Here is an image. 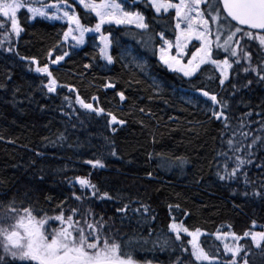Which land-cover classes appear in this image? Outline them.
I'll return each instance as SVG.
<instances>
[{
  "label": "trees",
  "instance_id": "16d2710c",
  "mask_svg": "<svg viewBox=\"0 0 264 264\" xmlns=\"http://www.w3.org/2000/svg\"><path fill=\"white\" fill-rule=\"evenodd\" d=\"M68 3L83 25L94 28V13L86 14L73 0ZM137 7L145 14L149 32L140 34L135 27L115 24L102 27L105 35L112 36V64L90 41L70 52L63 39L65 25L41 17L31 20L26 9L18 13L23 31L19 37L11 34L0 47V213L13 200L17 212L30 207L37 218L58 215L61 208L67 216L69 209H76L79 215L74 220L82 226L84 221L105 224L102 235L128 245L123 251H132L137 264H199L190 254L189 237L181 235V241H175L169 231L175 217L189 230L205 232L200 243L209 255L231 261L217 232L235 233L249 250L248 264H264V242L257 248L243 235L264 232V81L243 71L246 62L234 66L223 85L210 65L202 66V74L195 78L168 70L158 59L162 42L158 34L175 36V13L157 16L147 0ZM128 45L148 59L151 75L162 86L143 69L122 60ZM248 50L258 54L256 42ZM64 52L68 56L52 65ZM259 56L253 57V67L264 60ZM214 58L222 59V54ZM45 64L62 86L54 93L43 87L46 75L35 71ZM108 83L115 87L106 88ZM185 89H202L226 102L227 121L182 100L180 92ZM77 96L105 113L82 108ZM108 112L125 123L111 125ZM242 132L248 133L247 139ZM254 137L261 139L240 153L251 163L234 179L220 180L217 173L223 174L225 163L229 170L233 166L224 155L232 156L227 141L233 139L244 149ZM96 159L103 168L87 163ZM76 177H87L100 195L107 192L112 199L92 197V189H82ZM254 191L262 194L253 195ZM74 194L82 199L76 200ZM125 204L127 214L118 213ZM142 206L148 207V213ZM51 227H59L58 222Z\"/></svg>",
  "mask_w": 264,
  "mask_h": 264
},
{
  "label": "snow or ice",
  "instance_id": "6c2138e0",
  "mask_svg": "<svg viewBox=\"0 0 264 264\" xmlns=\"http://www.w3.org/2000/svg\"><path fill=\"white\" fill-rule=\"evenodd\" d=\"M86 10V14H95L96 24L94 28L85 27L81 23L80 16L75 12L72 4L68 0H53L49 3L48 0H0V30H3V40H0V47H3L5 41L10 39L11 34L19 37L23 28L18 21V12L26 9L33 18L42 17L48 20L66 21L68 30L63 33V39L67 41L71 38L74 41V47L85 43V35L87 33H95L99 35L100 45L99 56L112 64L113 56L110 54L112 46V36L109 32L105 35L102 31L104 25H124L134 26L140 30V34L149 32V24L145 22L144 15L139 11L126 10L125 5L127 0H73ZM39 4V7L33 5ZM135 6V0L133 5ZM147 6L155 10V14L169 13V10L175 11V43L164 38V32L161 31L158 36L166 47L159 49V59L168 70L182 74V77L195 78L202 74V66H212L215 72L219 73V82L221 85L229 80L230 70H235L241 67L242 62H246L247 66L243 67L245 73H255L260 81H264V60H261L255 67L252 65L253 53L248 50L251 43L256 42L259 49L258 55L264 56V0H147ZM10 25V31H9ZM151 35L149 40H151ZM194 42H198L196 47ZM189 44L195 48L192 51ZM175 49V55L172 54V49ZM13 49L9 47L7 51ZM215 55H223V59H215ZM68 56L67 52L57 56L51 61L53 64H58ZM27 59V58H23ZM186 59V63L184 62ZM36 61L33 59L32 61ZM143 67L142 65H137ZM87 67V66H86ZM37 73H43L47 77V84L43 87L47 88L48 93L56 92L58 87L57 80L53 77L47 64L43 67L35 68ZM213 77L208 76L211 80ZM230 82V81H229ZM249 84L252 81H248ZM155 84V81H154ZM158 86V85H157ZM106 88H114L115 85L108 83ZM202 93V96L207 98L205 101L211 102L208 111L211 117L217 120L223 118L226 102L218 100L215 94H210L208 91L197 89ZM119 98L125 100V95L120 92ZM77 102L82 108L89 110L96 115L105 113L103 108H94L93 104L85 103L79 96L76 97ZM98 99L93 97V100ZM219 106V111L216 110ZM143 111V109H141ZM107 117H110L111 125H123L124 120H118L116 115L108 112ZM225 127H228L227 123ZM115 131V128H113ZM247 139L248 133H241ZM235 136V133H233ZM260 137H254L252 144L246 145L242 149L241 144L235 143L233 139L227 141L229 150L232 156L227 160H231L232 167L229 170V165L225 163L222 173L217 175L220 180H232L240 170L248 163L250 159L243 158L240 153L242 150L250 149L256 144ZM115 155V151L111 153ZM250 157L252 153L248 152ZM183 163V161H181ZM93 168H103L104 164L101 160L87 161ZM151 175V173H149ZM77 182L82 189H92V197H97L101 200L112 199L107 192L100 195L96 186L91 183L87 177H76ZM245 183L249 181L245 174ZM264 185V181H262ZM253 195H261V191H254ZM247 195V193H245ZM76 200L80 201L82 197L75 196ZM15 201H10L5 206V211L0 213V264H137L133 257L132 251H123L128 245H121L115 240H109L103 236L102 232L105 224L101 222L88 223L84 221L82 226L81 221L74 220L75 216L79 215L76 209H69L70 215H65L63 208L58 215L37 218L33 215V209L24 207L21 213L17 212L14 206ZM143 212L148 213L147 206H142ZM179 209V205L175 206ZM169 209L172 206L169 205ZM129 205L125 204L122 208H118V213L127 214ZM134 211L139 212L140 209ZM14 222L4 227L6 220ZM103 218H101L102 220ZM59 227H51V224L57 223ZM255 224V222H253ZM169 231L175 234V241H181L182 233H186L192 239L188 240L191 245V256L194 257L199 264H217V257L209 255L208 252L200 246L198 238L201 235V230L189 231L183 223H177L175 217L168 225ZM234 241H239L241 237L235 233L230 234ZM244 237H251L252 242L257 248H260L264 242V232H245ZM229 233L217 232V239H226ZM165 239L163 244H168ZM131 242H129L130 244ZM184 251H187L185 248ZM224 251L231 253V261L226 264H248L247 250H243L240 245L230 246L224 244ZM239 258V259H238Z\"/></svg>",
  "mask_w": 264,
  "mask_h": 264
},
{
  "label": "rangeland",
  "instance_id": "374dc122",
  "mask_svg": "<svg viewBox=\"0 0 264 264\" xmlns=\"http://www.w3.org/2000/svg\"><path fill=\"white\" fill-rule=\"evenodd\" d=\"M141 1H143V0H135V6H133V7H129V6H131V5H133V2H134V0H127V4L125 5V8H126V10H130V11H139V12H141L143 15H144V17H145V14L137 7V5L141 2ZM97 2H99V0H97ZM173 2H177V0H173ZM78 4V3H77ZM79 5V4H78ZM33 6H35V7H39L40 5L39 4H35V5H33ZM81 8H82V6H80ZM83 9V8H82ZM155 11V10H154ZM171 11H174V10H169V12H171ZM76 12V11H75ZM19 13V12H18ZM174 13H175V11H174ZM162 14H164V13H161V14H159V15H162ZM17 16H18V14H17ZM36 18H38V17H36ZM36 18H33L32 16H31V14H30V19L31 20H33V19H36ZM42 18V17H41ZM44 19V18H43ZM45 20H47V21H49V22H52V23H60V24H62V25H65L66 26V30L65 31H67L68 30V25H67V22L66 21H62V20H48V19H45ZM145 22L147 23V21H146V17H145ZM85 27H88V26H86V25H84ZM117 26H124V25H117ZM131 27H134V26H131ZM164 38L165 39H167V40H169V41H171L173 44L175 43V36H165V34H164ZM65 41V40H64ZM91 42L92 43V45L99 51V45H100V39H99V35L98 34H95V33H87L86 35H85V43L83 44V45H78V46H73L74 45V41H72L71 40V38H69L67 41H65L68 45H69V48H70V52H73V51H76V50H79L80 48H82L84 45H86L88 42ZM195 43V45H196V47H198L199 46V43L198 42H194ZM161 47H166V45H164L163 44V42H161V45H160V47L158 48V59H159V56H160V52H159V49L161 48ZM189 48L192 50V51H194L195 50V48L194 47H192V44H189ZM110 52H111V48H110ZM172 54L173 55H175V49L173 48L172 49ZM257 55L258 54H255L254 53V55H253V57H254V59L255 60H258V57H257ZM259 57H261V56H259ZM224 57H223V55H222V59H223ZM54 60V59H53ZM122 60L126 63V64H128V65H133V66H136V67H138L137 65L139 64V65H142L143 67L141 68V67H138V68H140V69H143L144 71H145V73L151 78V80L154 82L155 81V83L158 85V86H162V82H160V80L157 78V77H155V76H152L151 75V71H150V66H149V61H148V59L145 57V56H143V55H141V54H139L136 50H135V48L133 47V46H131V45H128V46H126L125 48H124V50L122 51ZM160 60V59H159ZM61 62V61H60ZM59 62V63H60ZM161 62V61H160ZM185 63H186V59H185V61H184ZM58 63V64H59ZM162 63V62H161ZM58 64H53L52 63V65H58ZM104 68H108V66L107 65H105L104 66ZM40 74H43V73H40ZM180 97H181V99L182 100H184L185 102H187V103H189V104H192V105H194V106H197V107H201V108H203L206 112H208V113H210L209 111H208V109H209V107L211 106V102L210 101H208L207 103L205 102L206 100H207V98H205V97H203L202 96V93L200 92V91H194V90H188V89H185V90H181V92H180ZM216 110H217V108H216ZM218 111V110H217ZM18 213H21V212H18ZM22 214V213H21ZM14 219H15V217L12 219V220H6L5 222H4V227H7L8 225H10L11 223H13L14 222ZM178 223V222H177ZM186 227V226H185ZM189 231H192V230H189ZM195 231V230H194ZM204 231H202L201 230V235L199 236V238H198V242H199V244H200V246H201V243H200V240H201V237L204 235ZM182 235H185V236H188L186 233H182ZM189 237V239H192V237H190V236H188ZM244 238H246V237H244ZM248 238H250V240H251V237L250 236H248ZM241 239H242V237H241ZM241 239L239 240V241H234L233 239H232V237H231V235L229 234V236L226 238V239H224V238H221V240H222V243H223V246H224V244L225 243H228L230 246H233V245H240V246H242V249L243 250H247V249H245V243H242L241 242ZM252 241V240H251ZM263 243V242H262ZM253 244H254V242H253ZM254 246H256L255 244H254ZM247 252L249 253V250H247ZM0 253H2V248H0ZM228 254H230L231 255V253H228ZM220 262H223V263H226V262H230V261H224V260H220V259H217V263H220ZM240 264H243V261L242 262H240Z\"/></svg>",
  "mask_w": 264,
  "mask_h": 264
}]
</instances>
